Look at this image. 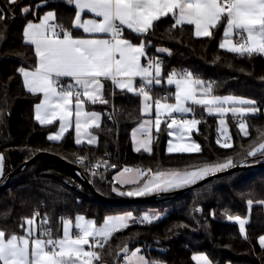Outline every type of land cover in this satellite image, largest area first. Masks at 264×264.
<instances>
[{"label":"trees","instance_id":"trees-1","mask_svg":"<svg viewBox=\"0 0 264 264\" xmlns=\"http://www.w3.org/2000/svg\"><path fill=\"white\" fill-rule=\"evenodd\" d=\"M41 3H45L41 5ZM24 9H28L27 12ZM46 10H54L57 22L65 29L73 28L75 8L65 0H0V155L3 157V176L0 183L16 167L35 154L46 151L78 165L95 189L107 197H119L113 191L136 188L137 184L120 185L114 175L122 168L139 167L159 171H187L205 164L241 162L257 164L264 156H249L253 141L259 143L264 132V56L238 55L219 47L223 38L222 25L211 37H197L191 25L167 30L174 23L169 17L154 22L147 34L151 44L146 47L147 58L160 57L162 76L176 70H188L194 77L213 84L214 95H238L253 99L258 114L248 115L245 122L249 135L240 131L239 120L229 118L230 147H222L217 118L197 109L200 120L194 138L199 152L170 153L166 124L154 133L150 152L135 151L131 133L142 122L141 96L126 90L106 87L102 108L116 107V122L105 117L96 130L98 145L75 143L73 132L60 141L48 140L56 125H41L35 119V105L40 94L29 93L23 85L20 67L36 65L33 45L24 42L23 28L29 21H37ZM127 37L140 42L130 32ZM157 48L167 49L158 52ZM170 53V54H169ZM172 91L166 83L153 85V100ZM110 107V108H109ZM219 141V142H218ZM86 159L77 163V157ZM99 164L100 167L95 166ZM93 171L97 174L93 175ZM248 200L253 204L249 208ZM264 165H254L210 180L183 195H163L153 202L114 203L99 200L73 167L48 155H41L14 175L0 191V230L6 234H22L25 218L41 212L47 217L53 238L62 234L61 217L74 220L79 214L103 222L109 215L130 212L139 220L145 213L158 215L152 223L131 222L129 227L115 233L103 249L100 261L94 264H123L121 249L127 255L140 248L150 261L159 264H197L195 253H204L212 264H264V248L259 237L264 236ZM228 215L248 217L244 233L239 223ZM23 225V227H21ZM245 236L247 238H245ZM0 264H2L0 262Z\"/></svg>","mask_w":264,"mask_h":264},{"label":"snow or ice","instance_id":"snow-or-ice-1","mask_svg":"<svg viewBox=\"0 0 264 264\" xmlns=\"http://www.w3.org/2000/svg\"><path fill=\"white\" fill-rule=\"evenodd\" d=\"M15 3L16 0H8ZM69 5H74V28H82L89 34H106L108 38H74L72 32L63 25L50 23L56 19L54 12L49 11L39 23L29 22L23 30L24 42L35 46L37 63L32 70L20 67L17 71L23 77V85L33 95H43L40 103L35 105V119L41 125H51L60 121L59 132L49 135L48 140L59 141L64 133L74 125L76 144H81L82 134L86 136L89 144H94L97 137L89 132L92 127L99 128L101 116L94 111H86L85 104H107L104 98V82L111 81L121 90L126 89L138 96H142L144 111L151 108L152 100L149 93L153 85H160L162 67L161 62L155 58H147L146 47L151 44L147 34L154 28V22L162 17H169L174 23L167 30L171 38L172 29L183 25H194L197 37H211L212 29L224 23V36L231 37L233 33L239 40L233 43L226 39L219 45L220 48L238 55L252 56L264 55V0H65ZM87 9L99 19L81 21V13ZM25 12L28 9H24ZM0 16V19H3ZM125 29L137 37H144L139 44H134L125 38ZM62 35V38H61ZM3 33L0 32V38ZM158 52H167V49L157 48ZM170 54V53H169ZM148 59L147 65L141 63V58ZM140 78L137 88L135 78ZM63 78H70L65 82ZM167 84L175 85V92L160 97L155 104V127L159 130L161 115L171 120L167 124L169 129L175 128L180 132L181 138L198 123L196 120L176 119L173 113L186 114L193 112V106L203 107L208 114L224 116L231 112L239 119V128L243 135L248 136V126L244 117L255 114L259 109L253 100L234 96L220 97L213 95V84L205 83L194 77L187 70L171 71L167 76ZM174 96L175 103H168ZM221 124L224 120L221 119ZM151 120L144 121L139 130H144L146 125H151ZM172 133H170L171 135ZM135 136V133H134ZM257 143L253 141L248 152L249 156L259 153L264 156V132H260ZM219 142V141H218ZM150 140L143 141L141 147L150 151L147 146ZM222 147H230L223 144ZM170 152H199L198 144L180 147L169 144ZM140 151V147L136 148ZM86 157L78 156L76 162L83 163ZM3 157L0 156V171H2ZM233 161L228 159L224 163L214 165L205 164L193 171H159L152 173L151 179L140 185V180L148 173L135 170L137 179H120L118 182L137 184L138 186L119 195L143 196L152 192H166L175 188L195 184L207 176L214 175L227 168L234 167ZM99 168L100 165L95 166ZM133 170L124 169L120 174ZM151 172V170H148ZM93 175L97 173L93 171ZM249 208L253 201L248 200ZM257 203L264 204V201ZM35 213L32 218H25L28 227L24 235L15 233L6 234L0 230V262L2 264H94L100 261L101 253L96 249H103L112 236L129 227L130 222L152 223L159 219L158 215L145 213L137 220L132 214L125 213L116 216H107L99 225L95 221L87 220L83 216L75 218V224L61 217L63 234L53 238L47 217L40 222V234H34L33 225L36 223ZM229 220L239 223L241 233L245 231L246 220L239 215H228ZM23 227V225H21ZM75 229V231H73ZM46 237V238H45ZM245 238H247L245 236ZM259 244L264 248V236L259 237ZM85 245L88 250H85ZM126 253L124 264H159L140 255V249L127 255L128 249H121ZM197 264H211L204 254L194 255Z\"/></svg>","mask_w":264,"mask_h":264},{"label":"crops","instance_id":"crops-1","mask_svg":"<svg viewBox=\"0 0 264 264\" xmlns=\"http://www.w3.org/2000/svg\"><path fill=\"white\" fill-rule=\"evenodd\" d=\"M45 3H41V5H44ZM74 6V5H73ZM75 8V7H74ZM49 11H52V12H54L55 13V15H56V12L54 11V10H46L44 13H42V15H41V17H40V19L39 20H37V21H29V22H33V23H39L40 22V20L44 17V15L46 14V13H48ZM75 12H76V9H75ZM74 19H75V14H74V17H73V23H74ZM91 19H99L98 17H96L95 16V14L94 13H92V12H90V11H88L87 9H85L84 10V12H82L81 13V21L83 22V21H87V20H91ZM29 22H27L26 24H25V26H24V28L26 27V25L29 23ZM50 23H56V24H59L58 22H57V16H56V19L54 20V21H50ZM60 25V24H59ZM222 25V33H223V38H222V40H221V43H224L225 42V40L226 39H231V41L233 42V43H235L236 41H238L239 40V36L238 35H236L235 33H233V35L231 36V37H228V38H226L225 36H224V28H225V24L224 23H222L221 24ZM192 27H193V30H194V33H195V26L194 25H191ZM24 28H23V30H24ZM74 28V27H73ZM75 30H73V31H71L72 32V35H73V37L74 38H91L92 36H95V37H98V38H108L107 37V35L106 34H89V33H85L84 31H83V29L82 28H74ZM215 29V28H214ZM214 29H212V31L214 30ZM128 32H130L129 30H127V29H125V32H124V36H125V38H127V39H129L128 37H127V33ZM61 38H62V35H61ZM131 40V39H130ZM132 41V40H131ZM132 43H134V44H139L140 42H134V41H132ZM34 46V45H33ZM34 48H35V46H34ZM145 51H146V49H145ZM264 56V55H263ZM146 59L147 58H145V57H142L141 58V63L142 64H144V65H146V63H145V61H146ZM36 63H37V61H36ZM161 67H162V65H161ZM34 68V66H31V67H25V69H28V70H32ZM64 79V81L65 82H70V78H63ZM161 81H162V83L160 84V85H157V86H161L163 83H166V85L168 86V87H170V88H172V91H170L169 93H174L175 92V90H176V88H175V85L173 84V85H169V84H167V76L166 77H163L162 76V73H161ZM139 84H140V78L139 77H137V78H135V81H134V85L138 88L139 87ZM107 86H110L111 88H113V90H117V89H119V90H121L119 87H116L115 85H113L112 83H111V81H105L104 82V93H103V95H104V98H105V91H106V87ZM124 90H126V89H124ZM127 91V90H126ZM38 94H40V100H39V102L38 103H40V101L42 100V98H43V95L41 94V93H38ZM150 96H151V94H149ZM214 95V94H213ZM216 96H220V97H225V96H234V97H238V98H243V99H248V100H253V99H251V98H248V97H244V96H238V95H216ZM151 98H152V96H151ZM169 101H171V102H173V103H175V99H174V96L173 97H171L170 99H168ZM254 101V100H253ZM144 103H145V101H144V99H143V97L141 96V110H142V113H143V115H144V119L142 120V122L140 123V124H138L136 127H134L133 128V130H132V133H131V140H132V147H133V149L136 151V148L137 147H140V150H144L143 149V147H141V143L143 142V141H146V140H150V144H148L147 146L150 148V149H152V142H153V138H154V133L156 132V131H158V130H156V127H155V114H156V112H155V104H154V100H153V98H152V100L151 101H149V103L152 105L151 106V108H149L148 109V111L147 112H145L144 111ZM104 104H101V103H96V104H91V103H86L85 104V110L86 111H94V112H97V113H99L100 114V116H101V120H100V126L104 123V121H105V114H106V111H107V109L104 111V109L102 108V106H103ZM110 106H112V103H111V105ZM257 108H258V106L257 105H255ZM110 108V107H109ZM193 108H194V111L192 112V114H194V116L193 115H191L190 117L192 118V119H196V121H198V123L192 128V129H197V127L199 128V124H200V120H199V118L197 117V109H199V108H202L207 114H208V112L203 108V107H201V106H193ZM190 113V112H189ZM256 114H258V111L255 113V114H248V115H256ZM210 115V114H209ZM213 116H215L216 118H217V121H218V124H219V128H218V130H219V137L222 139L223 137H222V134H224L223 136L225 137V138H229V129H230V125H229V118L230 117H233L234 119H238L237 117H234L232 114H231V112H229V113H227V114H225L224 116H220L219 114H212ZM248 115H246V116H248ZM177 116H186L185 114H181V115H173V117H177ZM245 116V117H246ZM186 117H188V116H186ZM190 117H188V119L190 118ZM245 117H244V119H245ZM168 119V117L167 116H165V118H164V122H163V124H162V126L161 127H163L164 125H165V122H166V120ZM221 119H223L224 120V124H221L220 123V121H221ZM74 120H75V117L73 116V126L71 127V128H69V130L67 131V132H65L64 133V136L61 138V140L65 137V135L67 134V133H69V132H73V136H74V140L76 139V132H75V125H74ZM146 120H151L152 121V124L151 125H146V127H145V129L144 130H139L138 131V129L140 128V125L144 122V121H146ZM239 120V119H238ZM51 125H56V128L52 131V132H50L49 133V135H55L57 132H59V128H60V121L59 120H56V121H54L53 122V124H51ZM98 128H95V127H92V128H90L89 129V132L92 134V135H95L96 137H97V141H96V143H94V144H89L88 142H87V138H86V136L85 135H83L82 134V143L81 144H79V145H82V144H89V145H94V146H96V145H98V143H99V136H98V134H97V130ZM161 129V128H160ZM195 131H197V130H194L193 131V133L195 132ZM134 133H135V136H134ZM48 135V136H49ZM60 141V140H59ZM168 142V141H167ZM168 145V144H167ZM167 145H166V147H167ZM151 151V150H150ZM150 151H147V152H150ZM169 152V151H168ZM124 169H126V167L125 168H122L121 170H119L115 175H114V180H115V182L116 183H118V184H120V185H129V184H132V183H125V184H122V183H119L118 181L120 180V179H125L124 177H121L120 175V178H118V174H121V172H124ZM127 169H131V170H133L132 172H130V176H133V177H135V179H137V177H136V174H135V170H141V171H144V172H146V173H148V175H146L145 177H143L141 180H140V185H142L143 184V182H145L146 180H148V179H151V175H152V173H155V172H148V169H143V168H139V167H130V168H127ZM164 172H169V171H164ZM178 172H182V171H178ZM127 175V173H125V175L124 176H126ZM1 179V178H0ZM167 192V191H166ZM152 193H157V192H152ZM126 213H129V212H126ZM123 214H125V213H123ZM119 215H122V214H119ZM77 216H83V217H85L87 220H92V221H95V219H93V218H89V217H86L85 215H82V214H79V215H77ZM76 216V217H77ZM109 216H116V215H109ZM75 217V218H76ZM30 218H32V217H30ZM68 220H70V219H68ZM71 222H72V224L74 225L75 224V219L74 220H70ZM96 222V221H95ZM97 223V222H96ZM102 223V222H101ZM100 223V224H101ZM131 223V222H130ZM129 223V224H130ZM246 224H247V219H246ZM97 225H99V223H97ZM28 227V225L25 223V226H24V232L22 233V234H19V235H24L25 234V229ZM33 228H34V234L35 235H39V224H38V222H37V220H36V223L33 225ZM73 231H75V229H73ZM62 234H63V225H62ZM62 234H61V236H62ZM18 235V234H17ZM18 235V236H19ZM137 249H140V248H137ZM85 250H88V246L87 245H85ZM140 251H141V249H140ZM142 252V251H141ZM144 254V253H143ZM199 254H204V253H195L194 255H199ZM145 255V254H144ZM193 255V256H194ZM205 255V254H204ZM207 256V255H206ZM147 259V258H146ZM195 261V260H194ZM209 261H210V259H209ZM196 262V261H195ZM211 262V261H210ZM2 263V262H1ZM197 263V262H196ZM211 264H212V262H211ZM228 264H232V263H228Z\"/></svg>","mask_w":264,"mask_h":264},{"label":"water","instance_id":"water-1","mask_svg":"<svg viewBox=\"0 0 264 264\" xmlns=\"http://www.w3.org/2000/svg\"><path fill=\"white\" fill-rule=\"evenodd\" d=\"M41 155H48L62 163H65L67 165H70L71 167H73L75 169V171L84 179L85 183L88 185V187L91 189V191L94 193V195L101 201H107V202H114V203H139V202H153V201H157L159 200L163 195L166 194H172V195H183L197 187H199L200 185L213 180L215 178L233 173L235 171L244 169V168H248L250 166H254V165H264V162H260L257 164H244V163H239L237 165H235L234 167H230L227 168L221 172H218L214 175H210L205 177L202 180L197 181L195 184H191L188 185L186 187L183 188H179V189H175L169 192H161V193H153V194H149V195H143V196H119V197H107L105 195H103L102 193L98 192L94 185L92 184V182L85 176V174L83 173L82 169L76 165L73 164L67 160H65L64 158L53 154V153H49L46 151H41L37 154H35L33 157H31L29 160L25 161L24 163H22L21 165H19L18 167H16L13 171H11L4 179L3 182L0 183V191L8 185V183L10 182L11 178L16 175L17 173H19L20 171H22L24 168H26L29 164H31L35 159H37L39 156Z\"/></svg>","mask_w":264,"mask_h":264},{"label":"rangeland","instance_id":"rangeland-1","mask_svg":"<svg viewBox=\"0 0 264 264\" xmlns=\"http://www.w3.org/2000/svg\"><path fill=\"white\" fill-rule=\"evenodd\" d=\"M168 103H173V102H171V101H167ZM181 115V114H179V113H173V115ZM186 116H188V117H190L191 115H193L194 116V114H192V112H190V113H186L185 114ZM165 116H166V114H162L161 115V117H160V119H161V124H160V127H159V129L161 128V126H162V124H163V122H164V118H165ZM155 118H156V114H155V116H154ZM192 117V116H191ZM189 118L188 120H193L192 118ZM194 120H196L195 118H194ZM157 130V129H156ZM194 130H198V127H197V129L195 128V129H192L190 132H187V133H185L184 135H183V138H181V135H180V132L179 131H177L175 128H173V129H169L168 128V134H169V139H168V142H167V147H166V149H167V151H169L168 149H169V144H170V142H171V144L172 145H175V146H180V147H186V146H188V145H190V144H198L199 145V143H198V141L194 138V134H193V131ZM170 133H172L171 135H170ZM224 134H222V137L223 138H225L224 136H223ZM219 140L221 141V138L219 137ZM199 147H200V145H199ZM170 152V151H169ZM176 152H181V151H172V152H170V153H176ZM192 152H194V151H192ZM257 155H259V153H257ZM1 156V155H0ZM241 163H244V164H246V162H241ZM197 168H194V169H191V170H187V171H193V170H196ZM182 172H184V171H182ZM122 173V172H121ZM120 174H118V178H120V176H119ZM3 176V161H2V171H0V178ZM124 178L125 179H135V177H133V176H130V173H127V175L126 176H124ZM186 187V186H185ZM180 188H183V187H180ZM115 189H117L119 192H127V191H130V190H127V191H122V190H120V189H118V188H115ZM133 189H135V188H133ZM133 189H131V190H133ZM175 189H179V188H175ZM175 189H172V190H175ZM172 190H170V191H172ZM116 194H118V192L117 191H114ZM167 192H169V191H167ZM157 193H161V192H157ZM151 194H153V193H151ZM119 195V194H118ZM149 195V194H148ZM120 196H127V195H120ZM132 197V196H131ZM242 219H247V222H248V217H246V218H242ZM245 228H246V224H245ZM137 248H135L134 250H132V251H135ZM131 251V252H132ZM131 252L128 254V255H130L131 254ZM140 255H142V256H144L145 258H146V256L140 251V253H139Z\"/></svg>","mask_w":264,"mask_h":264},{"label":"built area","instance_id":"built-area-1","mask_svg":"<svg viewBox=\"0 0 264 264\" xmlns=\"http://www.w3.org/2000/svg\"><path fill=\"white\" fill-rule=\"evenodd\" d=\"M149 58H155V59H158V60L161 62V65H162V60H161L160 57H149ZM147 62H148V59H146V61H145L146 65H147ZM187 71H188V70H187ZM166 95H169V92H167V93L164 94V96H166ZM105 117H106L107 120L110 121V122H116V107L114 106V104L111 106V108H110L109 110L106 111ZM175 118H176V119H181V118H182V119H186V120H188V117H186V116H177V117H175ZM170 122H171V120L168 118V119L166 120V122H165L166 126H167V124L170 123ZM229 141H230L229 138H222V139H221V143H222V144L229 143ZM37 213H39V215L36 216V220H37V222H38V224H39V234H40V222H41V220L43 219V215H42L41 212H37ZM45 238H46V237H45ZM124 257H125V255H123V264H124Z\"/></svg>","mask_w":264,"mask_h":264}]
</instances>
